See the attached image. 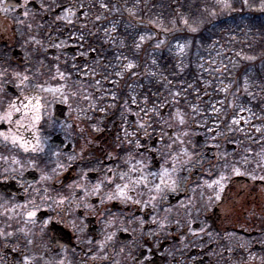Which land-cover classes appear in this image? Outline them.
I'll return each mask as SVG.
<instances>
[{
    "label": "flooded vegetation",
    "instance_id": "obj_1",
    "mask_svg": "<svg viewBox=\"0 0 264 264\" xmlns=\"http://www.w3.org/2000/svg\"><path fill=\"white\" fill-rule=\"evenodd\" d=\"M101 5L105 0H0V116L11 102L23 112L24 96L41 99L34 127L13 113L0 133L16 134L20 119L30 125L19 132L29 149L35 137L42 149L25 152L0 136V264H264V107H188L181 94V125L154 75H117L129 57L119 16ZM38 85L61 88L67 103ZM136 139L139 150L128 143ZM169 152L188 162L174 176L175 191L148 206L108 199L130 155L155 172ZM32 201L40 211L29 220ZM50 218L60 223L45 227Z\"/></svg>",
    "mask_w": 264,
    "mask_h": 264
},
{
    "label": "trees",
    "instance_id": "obj_2",
    "mask_svg": "<svg viewBox=\"0 0 264 264\" xmlns=\"http://www.w3.org/2000/svg\"><path fill=\"white\" fill-rule=\"evenodd\" d=\"M226 2L231 7H224L223 0H105L106 11L119 16V36L125 43L122 51L136 60V68L142 71L153 63L148 57L150 44H163V48L156 49L152 64L156 91H165L169 83L168 88L179 89L188 104L206 106L200 91H209L215 101L225 98L217 87L219 80L233 83V90L237 89L236 82L247 80L248 89L241 98V106L263 108L264 0ZM192 28L197 30L193 32ZM142 33L151 34L153 40L137 48ZM165 35L169 37L168 47L162 40ZM176 43L190 45L185 60L172 51ZM215 51L228 52L224 58L231 63L224 74L201 66Z\"/></svg>",
    "mask_w": 264,
    "mask_h": 264
},
{
    "label": "snow or ice",
    "instance_id": "obj_3",
    "mask_svg": "<svg viewBox=\"0 0 264 264\" xmlns=\"http://www.w3.org/2000/svg\"><path fill=\"white\" fill-rule=\"evenodd\" d=\"M27 2V0H26ZM246 2V0H245ZM102 7H106V5H101ZM15 7V5H7L5 10H7L8 8H12ZM41 7H43V5H41ZM224 7H231L230 4H228L226 2V0H224ZM68 15L71 16L72 15V10L68 9ZM25 15H27V13H25ZM63 19H67V17H64ZM99 19V17L97 18ZM68 23H72V21L70 19H67ZM185 24L188 23L187 20L184 21ZM197 29L196 28H192L191 31L195 32ZM145 39L144 36L140 37V41L143 42ZM157 47H160V44L156 45ZM56 47H59V45H56ZM137 48L140 47V44L136 45ZM180 48V51L183 52L184 51V45H179L178 46ZM245 59L248 60H252L254 59V57H245ZM153 63H155V61H153ZM73 67H75V65H73ZM135 67V65L131 62H129L127 65H125V68L128 70H131ZM57 71L59 73V76L61 79H64V73L59 72V68H57ZM117 75H120V73H117ZM153 75H155V73H153ZM17 76L19 77V74H17ZM21 79V83L19 85H17V87H20L21 85L24 84L25 81L29 80V77L27 75L23 76ZM97 84H99V81H96ZM37 87H41L43 91L46 92H51V93H60L61 97H62V102L67 103V99L68 97L64 95L63 91L61 88H43L42 86H37ZM245 91H247V87H245L244 89ZM223 91H227V89H223ZM174 96L178 97L180 94L179 92L174 93ZM112 100L115 101L117 99V97L115 96V94H112ZM85 100H90L91 97H89L88 95L84 96ZM131 103L132 104H136V98L130 97ZM23 101H25V103L22 104V107L24 109V111L22 112L21 110V106H18V104L16 102H11L9 104V109L8 111H6L4 113L3 116H0V122H7L9 124H11L13 122V113H20L22 117L24 118H30V125L32 127L35 126V123L37 121L40 120V110H41V99L36 97V96H24L23 97ZM128 101H125V103H127ZM145 103H147V100H145ZM176 103H179V101L177 100ZM221 104L223 103V101L220 102ZM214 107V106H213ZM156 106L153 105V110L155 111ZM103 110V109H101ZM215 111L219 112V109H214ZM250 111V109H245L243 106L239 107V111L243 112V111ZM141 111H144L145 115H148V110L147 109H141ZM193 111L195 112L196 109L194 108ZM176 116L179 120V123L181 125H183L185 123V119L183 114L180 113L179 110H177L176 112ZM245 123H247L248 121H244ZM233 125H239L241 123V119H237V118H233L232 122ZM29 124H24L22 123V121L20 119L16 120V128H17V133L13 134L11 132V130H9V134L5 135L4 133H0V136H3V138L7 141L9 139V136H11V141L13 144H17L19 142L20 146L23 148V150L25 152H28L29 150H31L32 152H36L39 149L38 145H39V137H35L36 143L31 147V149H29L28 147V141L25 140V138L22 135H19V132L21 129H28ZM137 127L139 129H145V124L144 123H137ZM126 131V130H125ZM257 132L261 131V129L257 128L256 129ZM145 134L147 135V133L145 132ZM126 135H131L128 134L126 132ZM184 135H187V133H184ZM177 140H179V137H177ZM179 142L181 144L184 143L183 140H179ZM129 144H134V147L139 150L142 145L141 142L139 141V139H136L135 141L133 140H129L128 141ZM169 149L172 148V145H168ZM147 151V149H145ZM56 155H59V153H54ZM181 154L184 156H188V151L187 149H182L181 150ZM169 156H171V160L169 161L168 159H165V163L164 165H162L160 167V169L158 171H150L149 170V165L145 162L144 159H136V156L134 155H130L128 160H125V165L127 167L126 171H119L117 174H114L116 179L119 182H116L114 184L115 190L113 193H111L108 197V199H120L123 202H129L131 201L134 204H143L144 206H148L149 203H152L154 201L157 200L158 196L160 198L163 197V194H165L167 191H175L176 190V184L177 181L174 178L175 174L178 172V170H182L184 165L188 162H183L181 163L180 159H179V155H171V152H169L168 154ZM18 163V161H17ZM180 164L181 168L178 169L177 165ZM15 171V170H13ZM112 170L109 169V172H111ZM234 171L236 172L237 175H240L241 173L239 172L238 169H234ZM15 177H13L14 179ZM255 179V177H253ZM42 180H47L49 179L48 176H42L41 177ZM260 179H264V177H260ZM106 182L108 184H113L114 180L112 177H107L106 178ZM219 183V182H217ZM209 187H211V185H209ZM100 186L97 185L96 188L94 189V191H99ZM145 192L148 193V200H143V197L145 195ZM136 196H139L140 198H134ZM217 199H219V196H217ZM33 205L32 210L27 212V217L29 220H33V218L36 217L37 212L40 211V207L39 205H37L35 203V201L31 202ZM60 204L64 203V200H60L59 201ZM56 223H60V221H55L52 220L51 218L46 220L44 222V226L47 227L49 224H56ZM72 226L76 227L75 221L72 222ZM10 235V234H9ZM111 237H109L110 239ZM29 243H31V241H29ZM24 264H29V261L27 258H25L24 260Z\"/></svg>",
    "mask_w": 264,
    "mask_h": 264
},
{
    "label": "rangeland",
    "instance_id": "obj_4",
    "mask_svg": "<svg viewBox=\"0 0 264 264\" xmlns=\"http://www.w3.org/2000/svg\"><path fill=\"white\" fill-rule=\"evenodd\" d=\"M224 1V0H223ZM107 32H108V34L109 35H111V38H110V40L111 39H114V37L112 36V35H114V33H113V31H112V29L111 28H108L107 29ZM141 36H144L145 37V39H144V41L143 42H141L140 41V37ZM116 40H120V39H116ZM153 40V37H152V35L150 34L149 35V33H142L140 36H139V42H138V44H140V47H144V46H146V42H148V41H152ZM162 40H163V42H164V45H167L166 47H168L169 46V37H168V35H165L163 38H162ZM120 41H123V40H120ZM148 44V43H147ZM157 44H160V47H157L156 45ZM156 45H152V44H150V46H149V48H150V51H149V54H148V57H150V59H151V61L153 62V60L155 59V57H154V55H155V51H156V49L158 50V49H160V48H163L162 47V43H160V42H158ZM179 45H184L185 47H184V51L183 52H181L180 51V48L178 47ZM189 47H190V45L189 44H185V43H182V44H180V43H176V44H174L173 45V50L172 51H174V53L177 55V56H179V58L180 59H183V60H185V58L188 56V54H189ZM228 55V52H214L213 53V55H212V58H210L208 61H207V63H204V64H202L201 66H202V68H204L206 65H207V67H208V69L209 70H212L213 71V73H216V74H224V70L226 69V67H228L229 65H230V63L231 62H228L229 61V59L228 58H224V56H227ZM119 60H124V57H117ZM129 62H131V63H133L134 65H135V67L133 68V69H131V70H128V69H126L125 67H124V69L126 70H124V71H122L121 73H120V75H123V73L124 74H129L132 70H136L135 71V74L136 73H138L137 71H141L140 69H138V68H136V60H133V59H130V57L128 58V62H127V64L129 63ZM151 62V63H152ZM153 64V63H152ZM152 64L151 65H149L150 67L149 68H144L141 72L143 73V74H151V75H153V72L155 73V70L153 69V67H152ZM216 68V69H215ZM208 71V70H207ZM129 72V73H128ZM138 74H141V73H138ZM219 77H221V76H219ZM236 82V81H235ZM168 84L169 83H166V85H167V88H166V90L167 91H169L170 92V100H171V102H172V104H173V106L174 107H176L177 108V110H178V107H179V103H176V101L178 100V101H180V98H183V99H187V98H185V95L183 96V97H180L179 98V96L182 94L181 92H180V90L179 89H169L168 88ZM234 85H235V83H234ZM232 86H233V83H231V82H227V81H225V80H223V79H221V80H219L218 81V83H217V87H220L221 88V90L220 91H222V93H223V95H225V98H222V99H219V100H215V101H213V98H212V95H211V93H209V91H207V90H205V91H200V93L199 94H201L200 95V97L203 99V101H204V104L206 105V106H209V107H225V106H241V103H242V96L247 92V91H245L244 89H245V87H247V89H248V84H247V80H243V82L242 83H240V82H236V85L235 86H237V89H235V90H233L232 89ZM223 89H227V91L225 92V91H223ZM201 90V89H200ZM177 92H179V96L178 97H176V96H174L173 94L174 93H177ZM201 98H199V99H201ZM221 101H223V103L221 104L220 102ZM228 102V105H225L226 103ZM208 104V105H207ZM186 106H200V105H198V104H195V105H190V104H188V101H186ZM114 264H120V262H119V260H116L115 261V263Z\"/></svg>",
    "mask_w": 264,
    "mask_h": 264
}]
</instances>
